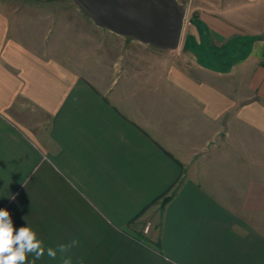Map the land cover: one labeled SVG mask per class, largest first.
<instances>
[{
	"label": "crops",
	"instance_id": "0c3cea01",
	"mask_svg": "<svg viewBox=\"0 0 264 264\" xmlns=\"http://www.w3.org/2000/svg\"><path fill=\"white\" fill-rule=\"evenodd\" d=\"M178 1L198 22L196 71L232 81L251 70L264 0ZM75 5L0 0V209L45 248L77 240L72 264H264V81L257 103L200 76L176 101L137 78L128 92H91ZM239 37L252 39L243 61L218 58ZM221 117L227 135L252 127L257 156L234 152L232 135L224 160L197 156L218 152Z\"/></svg>",
	"mask_w": 264,
	"mask_h": 264
},
{
	"label": "rangeland",
	"instance_id": "374dc122",
	"mask_svg": "<svg viewBox=\"0 0 264 264\" xmlns=\"http://www.w3.org/2000/svg\"><path fill=\"white\" fill-rule=\"evenodd\" d=\"M75 14L74 24L75 27L81 28L83 33L87 31L89 44H90V62L88 70L85 69L86 73L91 79L90 91L99 93L104 90L107 94L114 92H128L136 87L137 85H131V80L136 78L146 83L147 91H153L154 93H160L164 95H171L173 101L177 100V95L184 93L188 90L189 82L195 77L207 81L216 82L225 91L241 92L245 96H248L249 102H255L259 100L260 81H264V35L260 38V45L254 52L255 58L252 57L251 61L254 65L251 70L248 67L240 75H235L233 80L229 77H217L215 75H204L199 70L196 71V65L199 52L204 50L200 48L198 44H195L190 38L193 37L192 32L195 31L198 22L193 19V12L186 5V17L183 26V33L181 41L177 47L165 48L153 45L151 43H145L133 36L123 35L115 32L104 26H99L82 8L80 4L75 1ZM89 19L90 26L87 30L85 21ZM83 25V26H82ZM78 28V29H79ZM200 40L203 45L209 44L206 35L200 31ZM193 39V38H192ZM252 39L239 37L238 39L228 38L224 39L219 48V56L221 54L228 55V63L243 61L248 54V48ZM210 42V39H209ZM199 43V44H201ZM196 45V46H195ZM207 47V46H205ZM198 51V52H197ZM96 58H95V57ZM222 57V56H221ZM259 61V62H258ZM228 64V65H229ZM242 66V65H241ZM219 67L226 68L225 66L219 65ZM194 75V76H193ZM194 77V78H193ZM95 83V84H93ZM123 88V89H121ZM205 89L198 88L197 91H205ZM136 91V90H135ZM191 91H194L192 86ZM258 98V99H257ZM226 119L221 117L219 119V132L215 137L214 144L218 148V152L214 153L216 149H212L213 146L210 144V148L206 153V149L200 150L201 158H209L211 156H219L218 159H223L226 155L225 146L232 144L230 135L234 137V141L238 142V149L234 152L244 156H257L258 150L253 145V138L258 134L254 133L252 127L246 126L245 134L241 132L242 127H234V133L227 135ZM239 130V132H237ZM244 137L245 140L242 142L241 139ZM228 139V140H227ZM249 139V140H248ZM213 145V142H212ZM196 156V158H197ZM196 163V162H195ZM202 171L207 168L217 167L218 170L222 166H214L206 164V162H200ZM223 167H230L225 165ZM252 167V166H251ZM256 167V166H254ZM166 200V199H165Z\"/></svg>",
	"mask_w": 264,
	"mask_h": 264
},
{
	"label": "water",
	"instance_id": "95a60500",
	"mask_svg": "<svg viewBox=\"0 0 264 264\" xmlns=\"http://www.w3.org/2000/svg\"><path fill=\"white\" fill-rule=\"evenodd\" d=\"M99 25L165 48L181 41L186 8L178 0H75Z\"/></svg>",
	"mask_w": 264,
	"mask_h": 264
},
{
	"label": "clouds",
	"instance_id": "9594fccd",
	"mask_svg": "<svg viewBox=\"0 0 264 264\" xmlns=\"http://www.w3.org/2000/svg\"><path fill=\"white\" fill-rule=\"evenodd\" d=\"M77 243V240H72L56 248H45L28 224L16 230L9 211L0 209V264H27L29 254L34 257L31 264H35L45 253L51 259H56L59 253L62 264H72V258L67 254Z\"/></svg>",
	"mask_w": 264,
	"mask_h": 264
}]
</instances>
